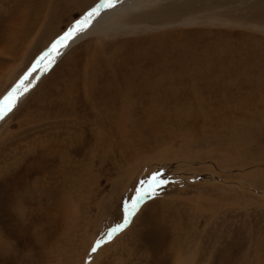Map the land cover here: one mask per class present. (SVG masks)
I'll use <instances>...</instances> for the list:
<instances>
[{"label": "rangeland", "instance_id": "1", "mask_svg": "<svg viewBox=\"0 0 264 264\" xmlns=\"http://www.w3.org/2000/svg\"><path fill=\"white\" fill-rule=\"evenodd\" d=\"M98 1L0 0V98ZM150 2L0 121V264H264V0ZM153 175L167 183L92 253Z\"/></svg>", "mask_w": 264, "mask_h": 264}, {"label": "snow or ice", "instance_id": "2", "mask_svg": "<svg viewBox=\"0 0 264 264\" xmlns=\"http://www.w3.org/2000/svg\"><path fill=\"white\" fill-rule=\"evenodd\" d=\"M113 5V0H101L99 4L93 7L90 11L86 12L80 19L71 25L67 31L52 42L51 46L37 58L32 68L25 73L17 85L13 87L7 95L0 98V121L4 120L8 116V114L16 106L18 97L26 92L29 85L32 84V80H29V77L38 70L41 72H47L51 65L55 62L56 57L61 54V50L70 47L69 42H74V39L85 31L92 18L99 14L100 9L112 8ZM146 183L147 187H144L143 185L145 182L141 181L142 186L137 187L135 195L131 197L129 202L124 203L123 223H118L115 227H111L102 240H97L91 249L92 253H95L102 244L110 241L115 234L125 229L130 223L131 218L140 210V206L145 202V200L157 195L158 193L156 192V188L167 183V181L159 179L157 175H153Z\"/></svg>", "mask_w": 264, "mask_h": 264}, {"label": "bare ground", "instance_id": "3", "mask_svg": "<svg viewBox=\"0 0 264 264\" xmlns=\"http://www.w3.org/2000/svg\"><path fill=\"white\" fill-rule=\"evenodd\" d=\"M144 1H147V0H113V3H114V5H113V7L112 8H101L100 9V12H99V14L98 15H96V16H94L93 18H92V20H91V22H90V24L88 25V27L85 29V31L83 32V33H81V34H79L75 39H74V42L73 41H70L69 42V44H70V47H67V48H64V49H62L61 50V54L59 55V56H57L56 57V60H55V64L57 63V61L61 58V56L67 51V50H69L72 46H74L75 44H77L78 42H80L81 40H83V39H85V38H87L90 34H93V33H95V32H99V31H103L104 29H106L107 27H111V25H114L115 27H123V23L121 22V19H122V17L126 14V12L128 11L129 12V10H135V9H138V8H142V7H144L145 6V3H144ZM149 1H151L150 2V4L149 3H147L148 5H147V7H150V6H153V4H155L158 0H148V2ZM101 2V0H99L93 7H95L97 4H99ZM92 7V8H93ZM166 7V6H165ZM92 8H90L88 11H90ZM148 9V8H147ZM146 9V10H147ZM168 9V8H167ZM167 9H165V10H167ZM193 9V8H192ZM164 9H161V7L159 6L158 7V9H156V11H158V13L160 12V17H162L163 18V16H164V14H162V11H163ZM87 11V12H88ZM153 11V10H152ZM154 12V11H153ZM147 13V11L144 13V14H146ZM166 13H168V12H166ZM85 14V13H84ZM83 14V15H84ZM189 14V13H188ZM82 15V16H83ZM176 15V14H175ZM81 16V17H82ZM151 16V15H150ZM159 15H157V17H158ZM80 17V18H81ZM175 17V16H174ZM79 18V19H80ZM179 18V19H178ZM176 17V18H171V19H168V20H166V21H163L162 22V25L163 24H165V23H174V22H178V23H189L192 19H194L193 18V16L192 15H189V16H181V17ZM153 19V18H152ZM154 19H156L155 17H154ZM160 19V18H159ZM165 20V19H164ZM160 23V22H159ZM74 24V23H73ZM72 24V25H73ZM123 24V25H122ZM168 24V25H169ZM175 25V24H174ZM132 26V25H131ZM159 27V26H158ZM68 30V29H67ZM67 30H65V31H67ZM64 31V32H65ZM63 32V33H64ZM63 33H61L60 35H62ZM59 35V36H60ZM59 36H57V37H59ZM163 36V35H162ZM57 37L55 38V39H53L51 42H50V44L43 50V51H41V53L35 58V60L33 61V63H32V65H31V67L30 68H32V66H33V64L35 63V61L37 60V58L43 53V52H45L50 46H51V44H52V42L54 41V40H56L57 39ZM165 48V47H164ZM163 47L161 48V50H160V54L162 55V54H165V50L166 49H164ZM214 49H215V47H214ZM214 51V50H213ZM147 52V51H146ZM156 52V51H155ZM183 52L185 53V54H187L186 55V57H187V59H188V61H189V64H188V67L190 66V62H194V55L191 53V52H189V51H186V50H184V49H181V50H179V53H178V61L180 62L182 59H184V58H182L181 57V53H182V55H183ZM151 53V52H150ZM146 54V53H145ZM149 56V55H148ZM155 56V55H154ZM158 60V59H157ZM155 61H156V59H155ZM164 62V61H163ZM45 63H46V61H45ZM54 64V65H55ZM163 64V63H162ZM180 64V63H179ZM192 64V63H191ZM53 64L51 65V67L52 66H54ZM183 65V64H182ZM51 67L49 68V69H51ZM184 67V66H183ZM29 68V69H30ZM29 69L27 70V72L29 71ZM48 69V70H49ZM140 71V70H139ZM26 72V73H27ZM165 72V71H164ZM244 72V71H243ZM242 72V73H243ZM144 73V72H143ZM142 72H139V76L140 77H142V78H140V79H142V83L144 84V85H146L148 88H149V86H153V85H155L156 86V83L155 82H153L152 80V77H149V76H146V75H144ZM43 74H45V72H41V71H36V72H34L33 74H32V76H30L29 77V80H32V84L31 85H29V87H28V90L26 91V92H28L35 84H36V81L39 79V77L41 76V75H43ZM138 74V73H137ZM148 74V73H147ZM25 75V74H24ZM23 75V76H24ZM22 76V77H23ZM135 76V75H134ZM134 76H131L132 78L134 77ZM21 77V78H22ZM21 78L13 85V87H15L16 85H17V83L21 80ZM155 78V77H154ZM141 81V80H140ZM162 82V81H161ZM140 83V82H139ZM120 85H122V84H120ZM160 85V84H159ZM133 86H134V83L128 78L127 79V81H126V83H125V85H124V87L123 88H125V90H126V92H129V91H131L132 89H133ZM12 87V88H13ZM12 88L10 89V91L12 90ZM130 88V90H128ZM115 93H117L118 92V89L115 87ZM26 92H24V93H26ZM125 92V91H124ZM158 94L160 95V94H163V95H166V94H168V90H165V91H159L158 92ZM23 95V94H22ZM161 96V95H160ZM21 97V95L18 97V99ZM162 97V96H161ZM18 99H17V101H18ZM16 101V102H17ZM123 107V106H122ZM126 110V109H125ZM124 110V111H125ZM128 110V109H127ZM61 203H62V201H61ZM16 207V206H15Z\"/></svg>", "mask_w": 264, "mask_h": 264}]
</instances>
